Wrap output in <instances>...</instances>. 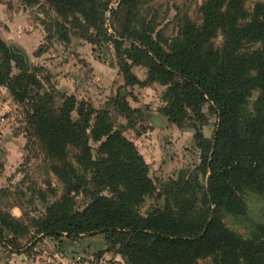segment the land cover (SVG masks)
<instances>
[{
    "label": "trees",
    "instance_id": "trees-1",
    "mask_svg": "<svg viewBox=\"0 0 264 264\" xmlns=\"http://www.w3.org/2000/svg\"><path fill=\"white\" fill-rule=\"evenodd\" d=\"M57 1L97 27L94 0H68L67 5V0ZM202 10L203 25L183 27L168 50L150 34L131 35L140 45L133 44L125 55L133 64L149 68L150 81L168 86L164 113L172 123H183L189 111L201 117L206 103L217 111L214 143L201 133L196 137L203 152L206 195L217 208L241 214V184L248 186L264 171V3L248 13L244 0H207ZM219 32L224 37L221 49L212 43ZM13 62L0 39V86L18 103L30 100L28 124L58 161L56 175L85 186L87 173H92L96 185L92 202L83 211L74 210L69 196L54 203L38 221L41 233L55 239L105 234L130 264H199L208 258L213 264H264V225L258 237L243 240L225 229L216 215L210 221V208L197 212L192 196L172 192L164 209L143 216L139 207L156 186L135 145L114 130L105 112L83 104L78 108L74 98L53 110V97L40 93L39 79L19 64L21 72L14 75ZM123 72L132 79L127 67ZM76 111L78 120L72 117ZM92 142L100 145L98 158ZM71 149L77 151L73 158L78 169ZM256 182V189L264 192V181ZM106 190L110 196L102 194Z\"/></svg>",
    "mask_w": 264,
    "mask_h": 264
},
{
    "label": "rangeland",
    "instance_id": "rangeland-1",
    "mask_svg": "<svg viewBox=\"0 0 264 264\" xmlns=\"http://www.w3.org/2000/svg\"><path fill=\"white\" fill-rule=\"evenodd\" d=\"M206 2L94 0L98 22L92 27L82 14L57 0H0V39L11 53L25 56V69L41 82L40 93L53 97V110L74 98L78 108L83 104L105 112L114 130L135 145L156 186V192L139 207L143 216L164 209L170 193H180L196 200L197 212L210 208V221L216 215L225 229L243 240H253L264 225V192L256 189V181H264V171L248 186L241 184L238 196L243 213L210 204L201 167L203 152L196 137L201 133L214 143L217 111L206 103L201 117L189 111L183 123H172L164 113L168 86L150 81L149 68L133 64L125 55L133 44L140 45L131 35L150 34L168 50L183 27L203 25ZM259 3L264 0H244V8L252 13ZM212 43L221 49L223 34L219 32ZM17 64L21 65L15 59L14 75L21 72ZM257 97L256 92L250 99V111ZM29 111L30 100L18 103L0 86V264H130L105 234L55 239L41 233L38 221L54 203L69 196L74 210L83 211L92 202L96 185L92 173H87L85 186L74 179H59L54 171L58 161L29 126ZM72 117L78 120L77 111ZM153 117L162 119L163 126L155 125ZM91 146L98 158L100 145L92 142ZM76 152L71 149L70 158L78 169L73 158ZM102 194L110 196L107 190ZM199 264H213V260Z\"/></svg>",
    "mask_w": 264,
    "mask_h": 264
},
{
    "label": "water",
    "instance_id": "water-1",
    "mask_svg": "<svg viewBox=\"0 0 264 264\" xmlns=\"http://www.w3.org/2000/svg\"><path fill=\"white\" fill-rule=\"evenodd\" d=\"M13 57L18 61V63H20L24 68H27V62H26V58L24 55L22 54H17L12 52ZM152 120L154 121L155 125L157 126H163V121L162 119L158 118V117H153Z\"/></svg>",
    "mask_w": 264,
    "mask_h": 264
}]
</instances>
